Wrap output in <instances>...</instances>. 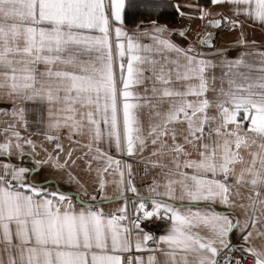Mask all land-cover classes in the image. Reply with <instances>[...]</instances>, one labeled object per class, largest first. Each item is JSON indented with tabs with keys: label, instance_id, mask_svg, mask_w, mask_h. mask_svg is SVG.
<instances>
[{
	"label": "crops",
	"instance_id": "obj_1",
	"mask_svg": "<svg viewBox=\"0 0 264 264\" xmlns=\"http://www.w3.org/2000/svg\"><path fill=\"white\" fill-rule=\"evenodd\" d=\"M231 243L264 264V0H0V264Z\"/></svg>",
	"mask_w": 264,
	"mask_h": 264
},
{
	"label": "built area",
	"instance_id": "obj_2",
	"mask_svg": "<svg viewBox=\"0 0 264 264\" xmlns=\"http://www.w3.org/2000/svg\"><path fill=\"white\" fill-rule=\"evenodd\" d=\"M125 200L128 208V218L130 230L133 225V221H140L144 229L148 233L154 234L157 231L158 220L149 216L146 210H141L138 212L136 217H132L131 203H130V191L128 184L125 183ZM129 257V256H128ZM130 262V259H125ZM214 264H254V258L240 249H237L233 244H228L225 248L221 249L215 257Z\"/></svg>",
	"mask_w": 264,
	"mask_h": 264
},
{
	"label": "water",
	"instance_id": "obj_3",
	"mask_svg": "<svg viewBox=\"0 0 264 264\" xmlns=\"http://www.w3.org/2000/svg\"><path fill=\"white\" fill-rule=\"evenodd\" d=\"M211 24L215 28H219L222 25V21L220 19H213L211 21ZM214 36L213 33L209 32L207 33L203 38V44L208 45L211 41H213Z\"/></svg>",
	"mask_w": 264,
	"mask_h": 264
},
{
	"label": "trees",
	"instance_id": "obj_4",
	"mask_svg": "<svg viewBox=\"0 0 264 264\" xmlns=\"http://www.w3.org/2000/svg\"><path fill=\"white\" fill-rule=\"evenodd\" d=\"M165 15V14H164ZM165 16H171V14H166ZM172 17V16H171Z\"/></svg>",
	"mask_w": 264,
	"mask_h": 264
},
{
	"label": "rangeland",
	"instance_id": "obj_5",
	"mask_svg": "<svg viewBox=\"0 0 264 264\" xmlns=\"http://www.w3.org/2000/svg\"><path fill=\"white\" fill-rule=\"evenodd\" d=\"M254 264H255V261H254Z\"/></svg>",
	"mask_w": 264,
	"mask_h": 264
}]
</instances>
